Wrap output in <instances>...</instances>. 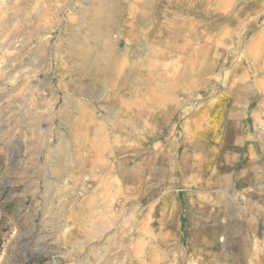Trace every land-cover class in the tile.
Wrapping results in <instances>:
<instances>
[{
  "label": "rangeland",
  "instance_id": "obj_1",
  "mask_svg": "<svg viewBox=\"0 0 264 264\" xmlns=\"http://www.w3.org/2000/svg\"><path fill=\"white\" fill-rule=\"evenodd\" d=\"M260 144L264 0H0V264H264Z\"/></svg>",
  "mask_w": 264,
  "mask_h": 264
},
{
  "label": "crops",
  "instance_id": "obj_2",
  "mask_svg": "<svg viewBox=\"0 0 264 264\" xmlns=\"http://www.w3.org/2000/svg\"><path fill=\"white\" fill-rule=\"evenodd\" d=\"M255 148L256 150H260V153L257 152V159L252 157V160L257 161L264 157V144L256 145ZM84 174H88V172H85ZM93 205L94 203L91 200L87 205V208H92ZM91 224L90 220L86 217L77 219L74 223V228L79 230V234L73 236L68 235L65 239V242L71 245V250L68 255L70 257H77L73 264H131L132 261L140 258H142L143 263L145 261L148 263V261L151 260L152 264H154V254L149 256L148 247L149 245H151V247L153 246V236H151L150 239L145 235V238L141 239L139 245L140 249L142 248V251H140V249L138 250L137 245L134 251V248L131 247V244L133 243L132 236H128V241L123 246H121L122 242H120L121 240L117 233L105 237V240L101 242L100 239L105 232L100 231L99 225ZM165 229H167L165 234L168 235V242L173 239L175 240L176 229L174 226ZM96 239L99 240L96 241ZM93 242H95V245H93ZM91 245L93 246L91 247ZM123 249L125 250L124 254L121 253V250ZM80 257L82 258L80 259Z\"/></svg>",
  "mask_w": 264,
  "mask_h": 264
}]
</instances>
